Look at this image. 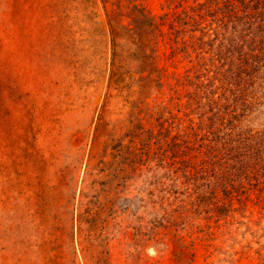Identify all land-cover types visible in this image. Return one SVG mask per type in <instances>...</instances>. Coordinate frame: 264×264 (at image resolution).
I'll list each match as a JSON object with an SVG mask.
<instances>
[{"label":"rangeland","instance_id":"rangeland-1","mask_svg":"<svg viewBox=\"0 0 264 264\" xmlns=\"http://www.w3.org/2000/svg\"><path fill=\"white\" fill-rule=\"evenodd\" d=\"M223 1L0 0V264H264V0Z\"/></svg>","mask_w":264,"mask_h":264},{"label":"trees","instance_id":"trees-1","mask_svg":"<svg viewBox=\"0 0 264 264\" xmlns=\"http://www.w3.org/2000/svg\"><path fill=\"white\" fill-rule=\"evenodd\" d=\"M252 1H253V0H241L240 2L243 3V4L249 5L250 2H252ZM228 2H230V0H224V1H223L224 4H229ZM256 3H258L257 0H256ZM256 3H255V4H256ZM261 24L263 25V22H262Z\"/></svg>","mask_w":264,"mask_h":264}]
</instances>
